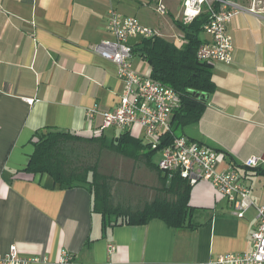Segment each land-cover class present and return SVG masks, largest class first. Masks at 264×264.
Here are the masks:
<instances>
[{
  "label": "crops",
  "instance_id": "obj_1",
  "mask_svg": "<svg viewBox=\"0 0 264 264\" xmlns=\"http://www.w3.org/2000/svg\"><path fill=\"white\" fill-rule=\"evenodd\" d=\"M137 1L0 0V256L14 245L22 257L42 259L29 264H58L62 251L67 264H203L250 251L256 208L264 204V164L244 167L248 158L264 152V0H255L259 14L241 12L228 24L233 60L205 62L214 92L206 96L200 120L182 129L186 138L219 153L217 172L237 169L252 201L242 218L202 181L191 186L192 228H170L158 219L112 226L114 217L93 210L86 187L68 189L48 175L25 172L36 132L48 128L88 137L102 119L96 115L88 121L86 113L94 106L110 111L118 105L123 84L117 68L92 49L110 38L109 11L135 17ZM235 1L242 7L252 2ZM204 34L201 43L210 41ZM140 42L128 39L134 47ZM136 55L132 69L146 75L135 64ZM106 130L101 135L109 143ZM108 130L111 140L122 133ZM128 133L140 141L143 131L134 126ZM147 152L142 148L139 158L116 161L118 178L131 182L141 171L151 177L143 181L149 200L162 173L145 163L141 156Z\"/></svg>",
  "mask_w": 264,
  "mask_h": 264
},
{
  "label": "built area",
  "instance_id": "obj_2",
  "mask_svg": "<svg viewBox=\"0 0 264 264\" xmlns=\"http://www.w3.org/2000/svg\"><path fill=\"white\" fill-rule=\"evenodd\" d=\"M158 0L156 10L161 14L164 7ZM182 7V16L189 24L201 15L207 17L202 31L210 37L209 42L201 43L196 58L200 62L218 61L230 64L233 60V42L227 26L241 12L259 14L255 0L248 7L239 6L235 0H175ZM107 33L110 38L96 44L92 52L102 59L113 63L117 68V77L123 84L118 105L110 111H99L96 106L86 113L88 121L101 116L102 124L90 136H100L104 129H116L121 132L131 130L134 126L142 129L141 143L156 150L160 159L157 169L171 180L177 176L190 186L198 182H207L220 198L226 199L237 218H242L252 206L249 188L242 182L237 169L229 168L217 172L215 166L219 153L200 143L171 131L172 115L181 105L178 93L150 76H143L131 67L134 45L129 38L150 39L157 36L154 30L142 26L132 16H123L114 9L109 11ZM159 36V35H158ZM185 44L182 37L178 39L177 48ZM171 136L172 141L161 146L164 139ZM264 164V152L251 156L244 162L248 169ZM257 226L250 234L251 249L248 252L230 253L219 256L203 264H264V204L258 206ZM110 250H113L110 247ZM69 256L66 251L60 253L58 264H67ZM37 257H22L14 245L0 256V264H29L39 262Z\"/></svg>",
  "mask_w": 264,
  "mask_h": 264
},
{
  "label": "trees",
  "instance_id": "obj_3",
  "mask_svg": "<svg viewBox=\"0 0 264 264\" xmlns=\"http://www.w3.org/2000/svg\"><path fill=\"white\" fill-rule=\"evenodd\" d=\"M173 22L185 40L181 48L155 36L142 39L133 48V54L137 53L148 63L152 79L178 93L181 105L170 123L171 131L175 134L179 129L200 120L206 107V96L213 93L215 88L209 67L196 58L201 45L199 35L207 23V17L201 15L189 24ZM34 139V150L25 172L48 175L54 184L68 189L86 187L92 194L93 210L103 218L114 217L112 226H142L158 219L170 228H192L188 221L192 212L189 205L191 186L177 176L167 180L166 176L158 175L161 172L149 160L156 150L141 145L128 131L119 133L109 143H106L103 135L87 137L48 128L36 132ZM172 139L167 136L161 146L169 144ZM142 148L148 152L141 157L146 159L149 168L158 170L159 176V185L149 200L144 193V189H147L144 180L137 174L131 182L121 178V175L118 178L117 157L139 158L138 153ZM105 151L116 155L110 158V173L100 171L99 159ZM123 186L126 188L123 189Z\"/></svg>",
  "mask_w": 264,
  "mask_h": 264
},
{
  "label": "rangeland",
  "instance_id": "obj_4",
  "mask_svg": "<svg viewBox=\"0 0 264 264\" xmlns=\"http://www.w3.org/2000/svg\"><path fill=\"white\" fill-rule=\"evenodd\" d=\"M137 3H139L138 10L134 11L132 15L135 16V18L139 21L142 26L154 30L155 32H157V36L159 35L161 37H165L164 39L170 41L171 43L174 40H177V37H182V32L173 22L174 20L181 23L185 22L182 16V7L179 3H177L175 0H162L160 6L164 7L165 9L162 14L156 10L157 0H139L137 1ZM134 62L135 64L140 66V70L146 71V75L143 74V76L149 75V65L139 55L135 56ZM105 133L107 136V141L110 142L111 137L113 135V131L107 129ZM183 133H186V130L183 131L182 129H179L175 132L177 136H183ZM132 134L137 136L136 132ZM114 156L116 155L108 151L102 153L99 159L100 166L102 167V169H100L101 172L110 173L109 169L112 167L111 159ZM159 159V153L155 152L152 155L153 164H157ZM141 172L137 174L139 178H143L145 182H148V180L152 181L151 177H148L145 171H143V174L145 175H142ZM124 188L126 187L123 186V189Z\"/></svg>",
  "mask_w": 264,
  "mask_h": 264
}]
</instances>
